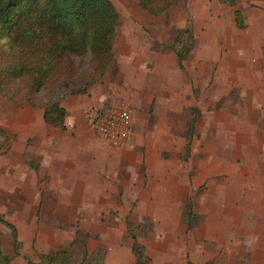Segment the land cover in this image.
Returning a JSON list of instances; mask_svg holds the SVG:
<instances>
[{"label":"rangeland","instance_id":"rangeland-1","mask_svg":"<svg viewBox=\"0 0 264 264\" xmlns=\"http://www.w3.org/2000/svg\"><path fill=\"white\" fill-rule=\"evenodd\" d=\"M110 1L120 17L118 36L113 47L114 62L103 82L97 85L95 96L98 99L102 97L99 100L102 103L94 106L84 119L86 125L94 129L95 118L102 109L127 107L133 115L132 132L120 149H113L116 153L115 167H107L100 173L105 183L103 188L105 193H100L101 189L97 188L99 192H96L92 203L82 201L84 197L78 194L80 190L73 185L75 182H68V186L59 192V189L47 188L42 184L38 188L17 189L12 184L11 176L0 179V217L15 225L19 244L16 252L10 230L0 224L2 249L12 257L10 264H27L28 258L37 261L40 253L53 255L67 247H72L76 261L81 260L87 253L95 254L112 264H134L135 260L131 253L132 241L127 236L124 221L128 218L133 225V233L144 246L145 253L153 264H186L189 260H194L193 258L202 260L196 253L203 249L212 251L208 257L214 260L212 261L214 264H224L226 256L217 254L216 244L203 242L205 235L202 234L203 229L199 225L201 221L198 224L196 221L194 227H189L186 222L179 219L182 214L186 215L185 213L189 211L192 213V208L188 207L186 180L188 171L192 168L185 167L186 163L181 160L184 157L188 127L190 130L187 121L190 111L168 112L165 119L169 123H161L166 117L167 109H158L160 106L158 102V107L154 106L157 113L154 112L148 118L146 106L149 100H146L144 92L139 89L141 87L139 82L145 78L150 84L153 83V88H157L155 83L157 80L154 76L136 75L135 79H138L136 84L126 83L123 74L124 56L125 53L132 51L133 47H137L140 51L137 59L142 53L144 61L151 60L153 54H147L148 50L155 52L156 55L161 54L165 59L166 55L172 54L167 46L173 32L176 29H188L192 31L196 41L193 56L185 62L187 72L192 76L189 79L188 76L185 75L183 78L180 74L179 79L184 85L188 84L186 91L192 94L191 97L201 104L209 105L211 109H218L241 99L249 101L245 111L255 106L264 107V99L257 104L258 100L264 98H257L260 92L247 91L248 87H245L246 84L259 82L258 79L264 80L263 74L261 76L248 74L258 67H264V59L257 60V45L242 41L244 51L242 60L238 57L237 60L231 57L219 58L218 53L219 51L221 53L223 48L217 42L215 28L216 22H220L225 27L224 31H229V36L235 34L253 39L257 31L256 23L259 22L257 15H261L264 21V1L237 0L236 8L244 15L247 28L243 33L236 30L232 34L229 29L233 26V18L226 17L228 12L225 8L217 6L216 0H182L156 18L142 11L134 0ZM208 38L214 40L212 41L214 46L205 50L203 42ZM204 50L209 55L202 57ZM262 53L264 55V49ZM224 55L225 53H221V57ZM159 57L161 59L160 55L156 56L157 59ZM198 57L210 59L205 63L202 59L198 60ZM163 61L167 62L166 59ZM221 64L226 68L223 69ZM174 69H177L176 66ZM228 71L230 74L227 75ZM175 73L176 71H172L168 77H159L157 83L163 87L165 78L167 81L170 80V84L171 81L174 83L177 74ZM231 83L242 85L243 88L240 86L232 88L230 94L227 93L225 96L228 84ZM162 94L165 95L164 92ZM132 102L136 106H132ZM17 108V104H11L0 96V119L10 118L11 113ZM196 127V131L199 132V124ZM141 130L145 135L148 133L147 144L152 146L149 163L147 167H126L132 165L134 158L145 150L142 140L136 144L133 140L134 134ZM171 131L174 135H170ZM96 136L100 138L98 134ZM161 142H164L162 147L158 144ZM120 160L124 161V165L118 167ZM160 160L167 161L168 165L158 167L156 161L160 163ZM33 161L32 164L36 162L34 159ZM6 167H10V162ZM64 191L66 194H63ZM195 200L197 202V199ZM197 228L201 232L198 233Z\"/></svg>","mask_w":264,"mask_h":264},{"label":"crops","instance_id":"crops-1","mask_svg":"<svg viewBox=\"0 0 264 264\" xmlns=\"http://www.w3.org/2000/svg\"><path fill=\"white\" fill-rule=\"evenodd\" d=\"M216 1L217 6L225 8L228 12L226 17L233 18L230 33L236 30L243 33L246 29L238 30L235 26L234 9L227 8L219 4L218 0ZM257 17L259 22L256 23L257 31L253 39L235 34L229 36V31H224L225 27L222 23L216 22L217 42L222 45L221 53L226 55L221 57L219 51V58L230 59L231 57L237 60L238 57L242 60L244 53L242 41H248V44L257 45V60L264 59L262 53L264 21L261 15ZM245 24L247 25L246 22ZM209 39L203 42L205 50L207 47L214 46L212 42L214 40ZM205 50L202 52V57L209 55L205 53ZM139 53L137 47L125 53L123 74L126 83L136 84L138 80L135 79L136 75L138 77L154 76L158 82L159 77H168L172 71L179 74L175 73L174 83L171 81V84L170 80L167 81L165 78L163 87L155 81L157 86V88L154 87L155 89L153 83L150 84L145 78L140 79L139 89L144 92L146 100H149L146 106L148 118L154 112L157 113L154 106H157L158 102H160L158 109H167L166 117L161 123H169L165 119L168 112L190 111L187 121L190 127L194 124V132L187 152L188 127L184 157L181 160L186 163V166L183 164L185 167L192 168L189 169L186 178L188 207L192 208V214L198 219L197 224L201 221L199 225L202 226V234L205 235L203 242L216 244L217 254L226 256L224 264H264V107L255 106L245 111L249 101L241 99L218 109H211L209 105L196 101L191 97L192 94L186 91L188 84L184 85L180 81V74L183 78L185 75L188 78L192 75L187 72L185 63L184 72L178 69L174 53L166 55L167 62L163 61L165 59L161 54L157 53L161 56V59L160 57L157 59L155 52L152 53L149 50L147 54H153L151 60L144 61L142 53L137 59ZM193 54L191 53V56ZM202 57H198V60L202 59L205 63L210 59V57ZM174 65L177 69H174ZM221 66L223 69L226 68L223 64ZM228 74H230L229 71ZM248 74L264 75V67H258ZM258 81L246 84L245 87H248L247 91L260 92L261 95L258 94L257 98H261L264 97V80L258 79ZM237 86L243 88L242 85L228 84L225 96ZM96 91L97 86H94L85 95L67 97L62 101V107L66 112L65 130L63 131L47 126L43 120V111L32 109L27 105H18L10 118L0 119V127L6 130L10 138L9 150L0 151V179L11 176L12 184L17 189L38 188L42 184L47 188L59 189V192L68 186V182H75L73 185L79 188L78 194L84 197L82 201L86 203L93 202L96 192H99L97 188L101 189L100 193H105L103 190L105 183L100 173H103L107 167H115L116 153L113 150L115 147L108 145L97 133L95 126L93 129L85 123L84 117L88 116L94 106L102 103V101L99 102L102 97L98 99L95 96ZM263 99L258 100L257 104H260ZM132 106H136L135 103L132 102ZM194 109L198 110V116L192 114L191 110ZM197 124H199V132L196 131ZM95 132L101 139L96 136ZM146 135L142 130L134 134V143L142 140L141 143L144 144L145 150L134 158L132 165H126V167H147L149 156L152 154V146L147 144ZM170 135H174L172 131ZM155 136L158 137L156 134ZM159 137L162 139V135ZM158 144L162 147L164 142ZM128 152H130L129 149ZM157 152L160 151L157 150ZM33 159L36 161L34 164L31 163L34 162ZM9 162L10 167H6ZM156 162L158 167H166L168 163L165 160H160V163ZM180 164L182 166V163ZM121 165H124V161L120 160L118 167ZM6 173L10 174L6 175ZM63 194H66L65 191ZM198 228L199 233L201 230ZM211 253L212 251L203 249L196 253L197 257H201L202 260L193 258L194 260L188 262L192 264L212 262L214 260L208 257Z\"/></svg>","mask_w":264,"mask_h":264},{"label":"trees","instance_id":"trees-1","mask_svg":"<svg viewBox=\"0 0 264 264\" xmlns=\"http://www.w3.org/2000/svg\"><path fill=\"white\" fill-rule=\"evenodd\" d=\"M134 1L142 11L156 18L182 0ZM218 2L234 9L238 30L247 28L242 12L236 8L237 0ZM119 19L110 0H0V96L11 104L42 110L47 126L65 130L66 112L61 103L67 97L85 95L103 82L114 62ZM168 44V50L176 56L178 69L184 72V63L195 46L192 31L176 29ZM191 112L199 115L197 109ZM193 132L194 124L188 133L187 152ZM9 148L8 133L0 127V151ZM185 214L181 215V221L192 227L197 218L190 211ZM124 221L132 241L134 264H153L133 233L132 223L128 218ZM0 224L10 230L17 252L16 227L2 217ZM26 260L27 264H112L87 253L76 261L72 247L53 255L40 253L37 261ZM11 261L0 239V264Z\"/></svg>","mask_w":264,"mask_h":264},{"label":"built area","instance_id":"built-area-1","mask_svg":"<svg viewBox=\"0 0 264 264\" xmlns=\"http://www.w3.org/2000/svg\"><path fill=\"white\" fill-rule=\"evenodd\" d=\"M132 123V112L127 107L104 108L95 118L97 133L115 148L125 144L131 134Z\"/></svg>","mask_w":264,"mask_h":264}]
</instances>
